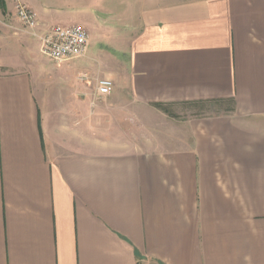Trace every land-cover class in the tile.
Here are the masks:
<instances>
[{
    "label": "crops",
    "instance_id": "obj_1",
    "mask_svg": "<svg viewBox=\"0 0 264 264\" xmlns=\"http://www.w3.org/2000/svg\"><path fill=\"white\" fill-rule=\"evenodd\" d=\"M72 2L0 5V264H264V0L158 5L124 32ZM21 4L26 34L1 19ZM75 24L86 53L37 52ZM211 101L231 111H171Z\"/></svg>",
    "mask_w": 264,
    "mask_h": 264
},
{
    "label": "rangeland",
    "instance_id": "obj_2",
    "mask_svg": "<svg viewBox=\"0 0 264 264\" xmlns=\"http://www.w3.org/2000/svg\"><path fill=\"white\" fill-rule=\"evenodd\" d=\"M187 1L190 0H73L72 3L74 5L82 4V2L92 3L100 13L107 17V19L115 20L119 29L124 32L128 27L135 28L138 25L140 13L143 9ZM2 11L3 10L1 9V12ZM6 13L4 12L3 14ZM1 19H4V21H11L14 25L12 30L17 31L18 33L26 34L28 32L29 28L21 22L17 14L15 17L8 14L1 17ZM47 30L49 29L43 31L46 32ZM37 52L42 53L40 45H37ZM231 106L232 104L229 101H211L209 103L202 102L199 104L176 105L171 107V111H177L185 117L194 114L213 116L230 112Z\"/></svg>",
    "mask_w": 264,
    "mask_h": 264
},
{
    "label": "built area",
    "instance_id": "obj_3",
    "mask_svg": "<svg viewBox=\"0 0 264 264\" xmlns=\"http://www.w3.org/2000/svg\"><path fill=\"white\" fill-rule=\"evenodd\" d=\"M17 16L29 29L39 26L37 13L26 5H18ZM40 37L41 52L53 62H62L71 57L80 56L88 51L89 36L87 30L79 25H55L48 28ZM114 83L108 78L98 81L97 92L104 97L111 94Z\"/></svg>",
    "mask_w": 264,
    "mask_h": 264
},
{
    "label": "trees",
    "instance_id": "obj_4",
    "mask_svg": "<svg viewBox=\"0 0 264 264\" xmlns=\"http://www.w3.org/2000/svg\"><path fill=\"white\" fill-rule=\"evenodd\" d=\"M0 5H1V8L3 9V11L6 10V4H5V0H0ZM162 106V104H159Z\"/></svg>",
    "mask_w": 264,
    "mask_h": 264
}]
</instances>
